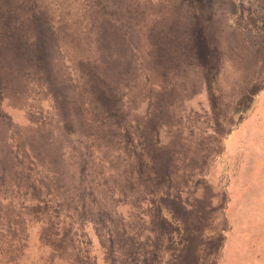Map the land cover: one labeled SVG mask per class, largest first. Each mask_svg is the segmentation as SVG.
<instances>
[{
  "label": "rangeland",
  "instance_id": "rangeland-1",
  "mask_svg": "<svg viewBox=\"0 0 264 264\" xmlns=\"http://www.w3.org/2000/svg\"><path fill=\"white\" fill-rule=\"evenodd\" d=\"M5 15L10 264H264V0H0Z\"/></svg>",
  "mask_w": 264,
  "mask_h": 264
},
{
  "label": "trees",
  "instance_id": "trees-1",
  "mask_svg": "<svg viewBox=\"0 0 264 264\" xmlns=\"http://www.w3.org/2000/svg\"><path fill=\"white\" fill-rule=\"evenodd\" d=\"M7 15H5L4 17H1L0 18V24L1 25H4V24H9L10 23V20L6 17ZM54 19H56V17H54ZM32 25H34V28L37 29L38 31V34H37V38L39 40V42L41 41V34H40V29L42 28V25H44V22L40 19V17H33L32 19ZM46 23V22H45ZM46 25V24H45ZM60 25V22H58L56 24V26L58 27ZM71 30H68V28L65 27V25H62L61 27V31L59 32V38L61 39V42L63 43V48L65 46V49H67L68 47V44L70 45L72 42L71 40L67 39V36L68 34L70 33ZM67 42V43H66ZM33 52V55L36 59V61L38 62V60H40L41 58L38 56V50H31ZM201 52V51H200ZM79 60H81V57H79ZM80 62V61H79ZM81 66V67H80ZM77 65V75L78 77L80 78H83L82 74H81V71L84 69V71L87 73V76H92L94 77V73H93V70L89 67V70L87 71V67L86 69L82 66V65ZM75 70H76V67H75ZM90 87L92 88V83L90 84ZM94 88V87H93ZM92 88V89H93ZM143 160H145V157L142 158ZM147 162V160H146ZM164 214V212H163ZM11 263V260L7 257V253L4 252L3 250V247L0 246V264H10Z\"/></svg>",
  "mask_w": 264,
  "mask_h": 264
}]
</instances>
